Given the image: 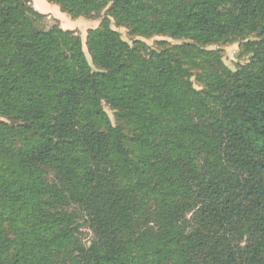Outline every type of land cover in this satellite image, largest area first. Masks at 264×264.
Segmentation results:
<instances>
[{"label": "trees", "instance_id": "1", "mask_svg": "<svg viewBox=\"0 0 264 264\" xmlns=\"http://www.w3.org/2000/svg\"><path fill=\"white\" fill-rule=\"evenodd\" d=\"M45 1L101 21L0 0V264H264V0Z\"/></svg>", "mask_w": 264, "mask_h": 264}, {"label": "rangeland", "instance_id": "2", "mask_svg": "<svg viewBox=\"0 0 264 264\" xmlns=\"http://www.w3.org/2000/svg\"><path fill=\"white\" fill-rule=\"evenodd\" d=\"M34 7L39 10L41 13L46 15L47 17V23L49 25H53L58 23L63 29L68 30H74L78 33L79 37L81 38L83 45H84V51L87 53L86 48V36L87 32L90 29H95L99 26L101 20H86V19H78L73 20L68 14L63 13L60 8L56 5H52L47 3L45 0V3H47L48 9L42 10V6L40 5V0H31ZM57 21V22H56ZM113 28L116 30H119V32L126 37V31L125 29H118L115 25H113ZM153 40L146 41L148 45L153 44ZM224 62L225 64L230 67L231 69H235L238 63L237 55L240 52V48L237 44L229 46L224 48ZM108 113L111 115L112 112L106 108Z\"/></svg>", "mask_w": 264, "mask_h": 264}, {"label": "crops", "instance_id": "3", "mask_svg": "<svg viewBox=\"0 0 264 264\" xmlns=\"http://www.w3.org/2000/svg\"><path fill=\"white\" fill-rule=\"evenodd\" d=\"M40 5L42 6V10L41 11L45 12V9L46 10L48 9L47 3H45L44 0H40Z\"/></svg>", "mask_w": 264, "mask_h": 264}]
</instances>
